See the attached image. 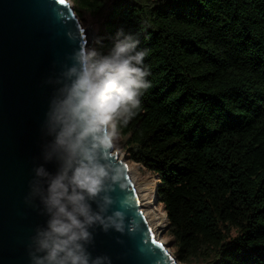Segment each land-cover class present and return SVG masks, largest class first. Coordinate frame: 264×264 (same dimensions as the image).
<instances>
[{"label":"trees","instance_id":"1","mask_svg":"<svg viewBox=\"0 0 264 264\" xmlns=\"http://www.w3.org/2000/svg\"><path fill=\"white\" fill-rule=\"evenodd\" d=\"M72 0L137 33L151 87L120 130L158 175L174 255L264 264V0Z\"/></svg>","mask_w":264,"mask_h":264},{"label":"clouds","instance_id":"2","mask_svg":"<svg viewBox=\"0 0 264 264\" xmlns=\"http://www.w3.org/2000/svg\"><path fill=\"white\" fill-rule=\"evenodd\" d=\"M139 44L138 34L123 27L110 45L96 36L48 81L55 87L41 125L44 163L34 167L29 192L46 221L31 237L29 264H112L108 254L93 255L90 245L97 227L124 232L127 226V212L112 195L124 186L113 149L151 87Z\"/></svg>","mask_w":264,"mask_h":264},{"label":"water","instance_id":"3","mask_svg":"<svg viewBox=\"0 0 264 264\" xmlns=\"http://www.w3.org/2000/svg\"><path fill=\"white\" fill-rule=\"evenodd\" d=\"M82 45L90 46L72 0H0V264H29L31 237L46 221L29 192L34 167L44 163L41 125L55 87L48 81ZM113 151L124 186L112 195L127 212V226L94 229L93 255L108 254L112 264H185L155 235L128 164ZM47 167L55 170L54 163Z\"/></svg>","mask_w":264,"mask_h":264},{"label":"rangeland","instance_id":"4","mask_svg":"<svg viewBox=\"0 0 264 264\" xmlns=\"http://www.w3.org/2000/svg\"><path fill=\"white\" fill-rule=\"evenodd\" d=\"M148 4H152L153 1L151 0H144ZM104 19V13L100 15H94L90 12H85L83 16L81 17V21L87 31V39L90 44L92 45L95 37L98 35V33L102 29V22ZM114 148L117 152L120 153L121 158H124L126 160V163L128 164L130 174L133 175V179L135 181L136 186L139 185H145V184H153L156 182L158 184L159 177L157 174L146 168L144 165L130 160L129 154L125 149L124 140L122 139V136L120 135L118 140L116 141ZM153 193L151 192V199H154ZM153 208L158 212L159 214H162L165 211L164 205L162 203H154L152 202ZM166 213V211H165ZM167 217V215H166ZM168 223V219L166 218V224L160 228H158L157 236L160 237L161 240L164 241V243L167 245V247L174 252V248L171 245L170 238L168 235H166V225Z\"/></svg>","mask_w":264,"mask_h":264},{"label":"bare ground","instance_id":"5","mask_svg":"<svg viewBox=\"0 0 264 264\" xmlns=\"http://www.w3.org/2000/svg\"><path fill=\"white\" fill-rule=\"evenodd\" d=\"M131 177L132 179L134 178L133 175H131ZM156 185L157 183L154 182L153 184H145V185L137 186L142 204L144 206L143 207L144 212L149 220L151 227L155 232V235H157L158 228L166 224V218H167L165 211L162 214H159L152 206L153 199H151L150 196H151V192L154 193V190L156 189Z\"/></svg>","mask_w":264,"mask_h":264},{"label":"snow or ice","instance_id":"6","mask_svg":"<svg viewBox=\"0 0 264 264\" xmlns=\"http://www.w3.org/2000/svg\"><path fill=\"white\" fill-rule=\"evenodd\" d=\"M57 2L60 4V5H64L65 4V0H57ZM79 31L82 33L83 32V29H79Z\"/></svg>","mask_w":264,"mask_h":264}]
</instances>
